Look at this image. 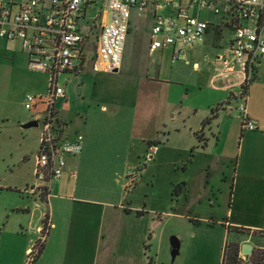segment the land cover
Segmentation results:
<instances>
[{
    "label": "rangeland",
    "instance_id": "rangeland-1",
    "mask_svg": "<svg viewBox=\"0 0 264 264\" xmlns=\"http://www.w3.org/2000/svg\"><path fill=\"white\" fill-rule=\"evenodd\" d=\"M94 1L96 5L88 9L84 20L91 27L99 14L110 21V14L103 12V0ZM194 14L198 15V11ZM200 16L213 24L211 30L204 42L197 43L175 63L168 53L150 56L144 50L152 32V16L150 11L140 15L133 10L122 69L97 72L93 61L89 60L81 72L66 73L60 78V85L66 86L69 92L66 107L61 100L58 102L69 122L68 132L82 134L85 143H90L84 197L99 202L93 203L94 207L84 203L80 211L83 218L87 217L84 226L92 223L96 228V250L92 254L95 260L91 264H151V260L153 264H224L226 247V255L232 256V251L240 248V256L245 257L244 244L255 247L253 256L247 258L251 262L244 264H256L264 253V232L250 238L248 233L226 224L229 219L224 220L222 216L229 197L228 187L223 184L225 176L213 170L211 174L208 172L209 166L216 170L218 154L235 155L240 142L233 138L226 150L222 145L223 136L211 134L206 146L208 142L190 129V118L200 120L205 108L219 107L218 101L227 95L215 89L224 83L212 82V78L217 57L233 34L229 27L224 26L225 30L217 27L223 21L221 16L209 10H202ZM91 27L85 31L91 33L93 49L100 28ZM134 58L143 64L136 68ZM196 62L199 69L194 68ZM260 74L261 70L250 84ZM144 83L145 104L159 107V112L145 117V139H141L140 135L133 136V116ZM47 89V75L29 67L28 57L19 42H1L0 182L4 185L19 183V172H26L29 158L37 154L42 127H23L34 116L26 109L25 102L29 95H45ZM153 91H158L160 96L152 94ZM240 103V100L232 101L234 113H225L232 126L234 122L237 126L241 124L236 110ZM255 105L252 99L250 106ZM179 130L184 137L194 134L195 150L179 137ZM238 131L241 132V126ZM183 183H187L188 188L180 193L177 187ZM210 186H214L215 191L220 189L216 193L219 201L214 198L211 203L206 199ZM200 195L204 198L200 199ZM2 200L0 197L1 203ZM127 208L134 210L129 213ZM135 209L145 210L146 217L141 219ZM93 217L95 222L90 219ZM49 232L33 264H45L41 255ZM175 239L179 240L177 251L173 247ZM144 241L150 249L144 247ZM35 242L39 243L40 237ZM69 258L76 262L84 260V264L89 261V256L82 253L71 254Z\"/></svg>",
    "mask_w": 264,
    "mask_h": 264
},
{
    "label": "built area",
    "instance_id": "built-area-1",
    "mask_svg": "<svg viewBox=\"0 0 264 264\" xmlns=\"http://www.w3.org/2000/svg\"><path fill=\"white\" fill-rule=\"evenodd\" d=\"M96 3L94 0H0V43L19 42L29 67L48 77L47 93L29 95L25 102L26 109L34 113L32 121L38 122L42 129L35 156L36 184L27 186L23 192L38 190L40 197L46 198L54 180L66 175L77 179V172L70 171L69 164L82 154L85 138L78 133L71 136L69 124L61 116L58 102L67 101L68 95L66 86L60 85V78L66 73L81 72L89 60L97 72L120 70L133 10L140 15L147 11L153 14L150 52L170 50L173 63L197 43L204 42L212 24L201 18L202 10L221 16L222 25L232 29L233 37L229 47L218 56L221 69L217 78L229 79L233 75L238 78L242 91L228 103L241 101L236 110L244 133L259 130V121L250 115L244 87L264 60V0H103V12L110 14V21L99 14L91 27L84 20L88 9ZM89 27L100 28L93 49L91 33L85 31ZM48 228L50 224L39 228L40 242L32 244L24 264H33L40 255ZM240 258L251 262L247 261L248 257Z\"/></svg>",
    "mask_w": 264,
    "mask_h": 264
},
{
    "label": "crops",
    "instance_id": "crops-1",
    "mask_svg": "<svg viewBox=\"0 0 264 264\" xmlns=\"http://www.w3.org/2000/svg\"><path fill=\"white\" fill-rule=\"evenodd\" d=\"M150 14L153 23V14L151 12ZM222 23L223 21L217 27L225 30ZM212 26L213 24L211 28ZM232 37L223 52L229 47ZM150 40L151 36L144 44V50L150 56L168 53L171 58L170 50L158 51L152 54L149 49ZM141 62L138 58L133 59V64H136V68L138 65L141 66L143 64ZM124 63L123 56V65ZM215 64L216 73L212 78V82L222 81L224 84L221 87L215 86V89L227 93L223 99L218 101V106H220V103L230 102L229 99L240 94L242 89L238 85V78L234 75L229 79L217 78L221 69L218 57ZM199 67V63L196 62L194 68L199 69ZM142 68L145 70V66ZM260 70L261 74L256 77L253 83L249 84L247 90L248 109L250 115L259 121V130L244 133L241 124L237 126L234 122L232 126L230 121L227 122L225 113L228 115L234 113V107L230 103H225L221 107L210 105L202 112L200 120H197V117H193L189 121L191 131L194 134L196 133L198 138L207 141L206 146L210 143L211 138L209 135L211 134L213 136L219 134L221 138L223 136L225 142L222 145L225 146L226 150L227 145L232 144L233 138H236V142H240L239 150L235 155L231 152L229 154L223 153V155L218 154L216 170L209 166L208 172L211 174L213 170L225 176L223 184L228 187L229 197L226 201L227 207L222 212V216L224 220L225 218L229 219L226 224H229L230 228L234 230L248 233L250 238L254 234L264 232V60L259 64L257 73ZM161 71L162 67L159 66L158 72L161 73ZM143 86L144 88L139 91L138 103L134 108L133 116V136L140 135L141 139H145V117L147 118L149 115L153 117V113L159 112V107L154 108L153 105L145 104V83ZM152 94L160 96L158 91H153ZM67 95V101L61 100V102L65 103V107L69 103L68 90ZM252 99L257 105L250 106ZM103 110H106L105 106ZM60 111L62 118L68 122L64 117L63 110L60 109ZM184 123L186 126V121ZM240 126L241 132L239 133ZM175 129H179V127ZM177 133L182 140L192 146L194 142L193 133L187 134L185 137L182 134V130ZM72 134L71 136H75L77 132L74 135ZM89 144V142L85 143L82 154L70 161V171L77 172V179H72L69 175H66L61 179L54 180L51 184L50 195L46 198H41L38 190L35 193L23 192L27 186L36 184V161L34 157L33 159L29 158L27 171L19 172L21 177L19 183L16 185H4L0 182V197L3 199L2 203L0 202V256H2L0 264H24L29 249L39 237V228L45 223L46 217H48L46 221L51 225V228L46 240V247L41 255L42 259L40 258L41 260H46L45 264H84V260L76 262L71 261L69 258L71 254L80 253L89 256L88 264L95 260L92 254L96 250V228L92 223L89 227L84 226V220L87 217L83 218L80 211L81 205L84 203L94 207L93 203L99 202L93 198L84 197L87 194V190H83L87 185L84 176L88 174L90 168H88ZM195 148V146H192V150H195ZM177 188L182 193L188 186L187 183H183L178 184ZM209 188L210 193L206 199L211 203L214 202V198L219 201V196L216 193H219L220 189L215 191L214 186ZM199 198L202 199L204 197L200 195ZM133 210L131 208L126 209L129 213ZM135 211H137L141 219L146 217L144 215L145 210L139 211V209H135ZM90 219L95 222L94 217ZM223 222L225 221H221L222 224ZM144 247L150 249V245L145 241ZM151 261V264H153V260Z\"/></svg>",
    "mask_w": 264,
    "mask_h": 264
},
{
    "label": "trees",
    "instance_id": "trees-1",
    "mask_svg": "<svg viewBox=\"0 0 264 264\" xmlns=\"http://www.w3.org/2000/svg\"><path fill=\"white\" fill-rule=\"evenodd\" d=\"M250 84V83H249ZM248 84V85H249ZM246 86V87H244V90L247 92V90H248V87L249 86ZM228 103V102H227ZM224 105V104H223ZM223 105H221V106H223ZM221 106H219V107H221ZM208 122V121H207ZM206 122V123H207ZM176 191H177V189H176ZM176 191H175V193H176ZM48 219V217H46V219H45V221ZM239 231V230H238ZM245 233V232H244ZM227 247H226V249H225V252H224V260H225V262H224V264H239V263H242V264H244L245 263V261H243L241 258H240V248H236V250H235V252H233L232 251V253H234V254H232V256L231 255H226L227 253H226V251H227ZM228 259V260H227ZM223 264V263H222ZM256 264H264V253H261V256H260V258H259V261H257V263Z\"/></svg>",
    "mask_w": 264,
    "mask_h": 264
},
{
    "label": "water",
    "instance_id": "water-1",
    "mask_svg": "<svg viewBox=\"0 0 264 264\" xmlns=\"http://www.w3.org/2000/svg\"><path fill=\"white\" fill-rule=\"evenodd\" d=\"M119 70H115V72H118ZM39 124L36 121H31L28 124L24 125V128H31V127H38ZM173 247L175 249V251H177V249L179 248V240L175 239L173 241ZM254 252V246L252 244H244L242 246V253L243 255H245V257H249L252 256Z\"/></svg>",
    "mask_w": 264,
    "mask_h": 264
},
{
    "label": "flooded vegetation",
    "instance_id": "flooded-vegetation-1",
    "mask_svg": "<svg viewBox=\"0 0 264 264\" xmlns=\"http://www.w3.org/2000/svg\"><path fill=\"white\" fill-rule=\"evenodd\" d=\"M254 246V245H253ZM254 249H255V247H254ZM254 253V252H253Z\"/></svg>",
    "mask_w": 264,
    "mask_h": 264
}]
</instances>
